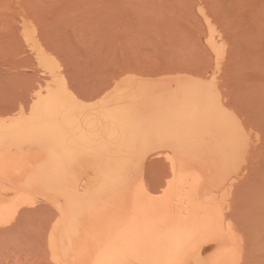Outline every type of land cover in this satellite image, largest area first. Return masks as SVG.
I'll return each mask as SVG.
<instances>
[{
    "label": "rangeland",
    "instance_id": "1",
    "mask_svg": "<svg viewBox=\"0 0 264 264\" xmlns=\"http://www.w3.org/2000/svg\"><path fill=\"white\" fill-rule=\"evenodd\" d=\"M48 60L84 104L99 103L116 85L121 91L177 81L209 85L244 141L206 211L234 251L233 264H264V0H0V122L39 101L53 82ZM127 104L107 103L116 107V113L107 109V143L123 138L113 126L135 124V118H119L122 123L110 126L112 116L136 108ZM77 137H67L64 148L90 149L86 135ZM154 144L124 150L125 161L133 162L131 173L113 159L99 162L100 170L117 176L103 185L137 177L144 183L140 192L118 189L114 195L123 201L142 194L145 207L159 199L170 166L161 150L151 149ZM69 159L63 160L64 177L78 186L79 163ZM163 204L164 211L184 217L180 198ZM57 218L50 200L29 196L12 204L0 220V264H57ZM164 250L171 251L170 245Z\"/></svg>",
    "mask_w": 264,
    "mask_h": 264
},
{
    "label": "bare ground",
    "instance_id": "2",
    "mask_svg": "<svg viewBox=\"0 0 264 264\" xmlns=\"http://www.w3.org/2000/svg\"><path fill=\"white\" fill-rule=\"evenodd\" d=\"M44 65L53 82L45 86L39 101L27 112L19 110L0 122V220L25 197L52 201L58 215L52 239L57 264H233L234 251L226 248L228 242L206 210L215 201L213 191L223 188L225 172L238 161L244 138L209 85L177 81L128 91L116 85L99 103L84 104L59 81L49 60ZM107 103H136L122 117L111 113L110 126L121 122L119 118L123 122L135 118L133 126H113L115 134L119 130L117 135H123L116 142L105 139L107 109L116 108ZM63 118L75 121L63 123ZM82 135L90 149L64 148L67 137ZM146 142L155 143L151 149L161 150L170 166L160 198L148 207L142 194L123 201L114 195L118 189L140 192L141 179L104 186L117 176L98 165L113 159L131 173L133 162L125 161L124 150L134 152ZM69 158L79 163L78 186H70L64 177L63 160ZM171 197L184 202V217L164 211L163 203ZM183 218L198 226L183 225ZM165 245L171 251L166 252ZM175 245L177 250L172 252Z\"/></svg>",
    "mask_w": 264,
    "mask_h": 264
},
{
    "label": "snow or ice",
    "instance_id": "3",
    "mask_svg": "<svg viewBox=\"0 0 264 264\" xmlns=\"http://www.w3.org/2000/svg\"><path fill=\"white\" fill-rule=\"evenodd\" d=\"M122 264H123V262H122ZM127 264H135V262L129 261V262H127Z\"/></svg>",
    "mask_w": 264,
    "mask_h": 264
}]
</instances>
